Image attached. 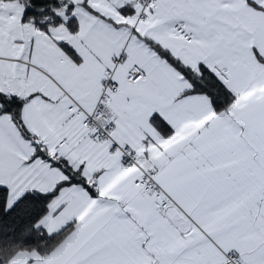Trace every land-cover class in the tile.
Here are the masks:
<instances>
[{
    "label": "snow or ice",
    "instance_id": "1",
    "mask_svg": "<svg viewBox=\"0 0 264 264\" xmlns=\"http://www.w3.org/2000/svg\"><path fill=\"white\" fill-rule=\"evenodd\" d=\"M0 264H264V0H0Z\"/></svg>",
    "mask_w": 264,
    "mask_h": 264
}]
</instances>
